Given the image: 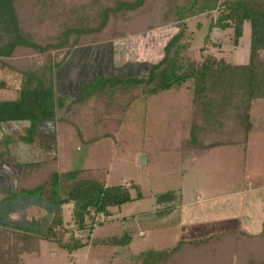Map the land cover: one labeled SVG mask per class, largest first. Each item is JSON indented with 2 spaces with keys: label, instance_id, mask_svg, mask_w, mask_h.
I'll list each match as a JSON object with an SVG mask.
<instances>
[{
  "label": "trees",
  "instance_id": "1",
  "mask_svg": "<svg viewBox=\"0 0 264 264\" xmlns=\"http://www.w3.org/2000/svg\"><path fill=\"white\" fill-rule=\"evenodd\" d=\"M213 11H218V15L212 20L204 43L218 44L211 37L214 30H233V44L238 47L245 23L250 22L248 63L232 64L207 54L200 64L192 62L186 66L180 59L188 47L181 44L185 34L181 28L167 42L164 57L150 66L147 76H98L82 86L80 96L69 107L93 100L95 116L117 113L123 117L134 101L186 85L195 111L189 136L181 142V159L185 161L219 146H242L246 152L254 131L253 102L264 99V0H0V70L11 69L21 75L17 98L0 99V124L28 122L26 132L14 139L37 144L39 124L61 120L58 111L65 107L66 98L57 92V74L69 65L75 49L122 39L126 30L146 31ZM205 50L204 46L202 51ZM0 86L6 85L1 82ZM98 122L96 134L84 143L114 137L122 124L119 118L107 120L104 116ZM0 162H13L8 145L2 140ZM104 177L91 168L62 170L58 155L53 153L42 161L24 164L16 190L0 189V205L24 196L51 203L55 211L44 234L18 226H0V264H22L23 253H40L41 241L55 243L70 253L86 246L88 242L75 236L72 242L65 241L69 232L65 228L66 206H71L75 229L70 233L74 235L77 230L93 231L110 222L114 208L143 198L139 187L133 197L131 186H108ZM182 197L173 190L158 194L157 203L162 208L157 215L171 214L182 203ZM100 215L104 220L99 222ZM132 239L125 231L94 244L124 247ZM131 261L264 264V220L260 233L255 235L237 229L195 239L181 238L170 248L132 255Z\"/></svg>",
  "mask_w": 264,
  "mask_h": 264
},
{
  "label": "rangeland",
  "instance_id": "2",
  "mask_svg": "<svg viewBox=\"0 0 264 264\" xmlns=\"http://www.w3.org/2000/svg\"><path fill=\"white\" fill-rule=\"evenodd\" d=\"M217 15L218 11H213L146 31L126 30L122 39L75 49L68 60L73 73L59 69L57 92H68L66 105L58 111L60 121L39 124L41 134H38L37 145L43 146L46 154H57L62 170L94 169L105 175L106 185H129L133 188V197L139 187L143 198L120 209L114 208L112 223L97 226L96 232L77 230L74 235L70 233L75 229L71 211L65 207V228L69 229L65 241L72 242L75 236L88 244L75 251L73 259L72 253L46 241L40 253H23L20 256L22 264H132V255L153 248L150 245L153 228L161 223L167 222V230L177 236L176 240L181 237L198 238L221 230L219 224L223 221L219 220L230 218L235 212H243L245 199L240 192L264 184V99L253 102L251 118L254 131L246 152L242 146H219L185 161L181 159L180 147L182 140L189 136L195 111L186 85L134 101L123 117L117 113L110 116L101 113L107 120L109 117L121 119L122 124L114 137L94 144L84 143V140L94 136L99 127L101 116H95V102L92 100L86 105L72 104L69 107L71 101L80 96V85L94 81L97 76H114L117 72L118 77L147 76L150 66L164 57L165 45L181 28L185 31L181 44L188 47L182 51L180 59L186 66L192 62L200 64L207 54L224 58L232 64L248 63L250 22L245 23L238 47L233 44V30L213 31L212 40L220 46L204 43L209 26ZM204 46L206 50L202 51ZM91 63L99 67L92 75L87 72ZM121 63L128 64L131 69L116 71L108 68ZM68 79L73 87H67L70 84ZM20 81L19 73L11 69L0 70V83L6 85L0 86V99L17 98ZM65 81L69 83L65 85ZM26 125L28 122H23L20 134L26 132ZM53 128L56 130V144ZM10 141L8 135L2 140L8 148ZM172 190L182 194V203L161 220L157 211L162 205L157 203V195ZM103 220L100 215L98 221ZM125 231L130 234L136 232L138 244L135 242L131 247L94 244L96 240L121 236Z\"/></svg>",
  "mask_w": 264,
  "mask_h": 264
},
{
  "label": "crops",
  "instance_id": "3",
  "mask_svg": "<svg viewBox=\"0 0 264 264\" xmlns=\"http://www.w3.org/2000/svg\"><path fill=\"white\" fill-rule=\"evenodd\" d=\"M69 65L70 67H68V69L66 68L68 66V63L63 67V69H66L67 71L70 70V72L73 73L72 71L73 66L70 63ZM127 65L128 64L125 65L124 63L123 64L121 63L120 65H117L116 67L109 65L108 68L111 70L112 68H114V70L116 71L120 69L124 70L125 68L131 69ZM98 69L99 67H96L94 63H91L88 67L87 72H89L90 75H92L93 73H95V70L97 72ZM57 77L59 78L58 74H57ZM119 77H121V75H119ZM128 77H135V75L128 76ZM128 77L125 76L121 78H128ZM69 82L70 84L67 87H73L74 84L71 83L70 80ZM69 82L65 81V85H67V83ZM83 85H80V88H79L80 93H81V89ZM61 95L67 98L68 92L66 91L65 93ZM49 123H53V122H49ZM22 125H23V122L21 123L6 122V123L0 124V135H1L0 140H4L6 138V135L10 137L11 141L9 144V150L13 158L12 163L0 162V189L1 190L14 192L20 181V176H21L23 165L28 162L42 161L46 158V155H47L45 152V148H43V146L41 147L37 145L39 141L35 145H28L25 143L18 142L13 138L19 135L20 132L23 131ZM26 127H28V125H26ZM43 127L44 125L42 126V128ZM55 132L56 130L54 129L53 130V134H54L53 139L55 142L54 144H56V140H57L55 137ZM39 133L40 132L38 128V134ZM249 142H250V138H249L248 143ZM240 194H243L244 199H245L243 212L240 214L235 212L230 218H227V219L224 218L222 220H219L223 222L219 224L222 229L219 227V229L221 230H219L218 232L241 229L253 235L260 233L262 229V222L264 220V184L253 187V189L251 190H246L243 192L241 191ZM66 207L70 211L71 206H66ZM54 211H55V206L51 203L42 202V201H39L33 198L20 196L16 199L7 200L6 202L0 205V226H4V227L18 226L23 230H32L34 232L44 234L46 232V229L49 223L51 222ZM165 217L167 216L158 217V218L162 220ZM232 221H236V222L233 223ZM99 227H96L93 230V232H96V229H98ZM167 227L169 226L167 225V222H166V223H161L153 228L154 232L152 233L154 234H153V238L151 237L152 240H150L151 241L150 245L153 246L152 249L163 250L165 248L172 247L177 242L176 240L177 236H173V234L172 235L169 234ZM236 227H239V228H236ZM168 234L171 236H169ZM135 235H136V232L131 233V236L133 237V239H132V242L128 245V247H131L133 244H135V242L138 244L137 236L135 237ZM178 236L181 237L180 235ZM181 238H177V239H181ZM195 238L188 237L185 239H195ZM45 242L46 241H41V251H42V248ZM75 253L76 252L72 253L74 254V256H72L71 254V258L74 259V257H76ZM35 254L36 253H33V255ZM23 256H22V259H23ZM38 256H40V254Z\"/></svg>",
  "mask_w": 264,
  "mask_h": 264
},
{
  "label": "water",
  "instance_id": "4",
  "mask_svg": "<svg viewBox=\"0 0 264 264\" xmlns=\"http://www.w3.org/2000/svg\"><path fill=\"white\" fill-rule=\"evenodd\" d=\"M140 163H142V162L140 161Z\"/></svg>",
  "mask_w": 264,
  "mask_h": 264
}]
</instances>
